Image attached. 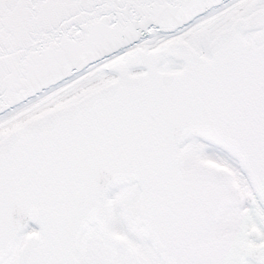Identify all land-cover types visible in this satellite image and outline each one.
I'll list each match as a JSON object with an SVG mask.
<instances>
[{"label":"snow or ice","instance_id":"6c2138e0","mask_svg":"<svg viewBox=\"0 0 264 264\" xmlns=\"http://www.w3.org/2000/svg\"><path fill=\"white\" fill-rule=\"evenodd\" d=\"M0 264H264V0H0Z\"/></svg>","mask_w":264,"mask_h":264}]
</instances>
